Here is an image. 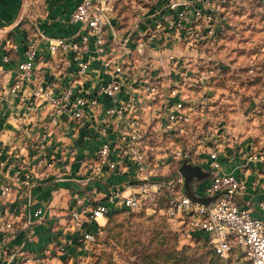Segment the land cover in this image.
<instances>
[{
    "label": "built area",
    "instance_id": "2783aa9c",
    "mask_svg": "<svg viewBox=\"0 0 264 264\" xmlns=\"http://www.w3.org/2000/svg\"><path fill=\"white\" fill-rule=\"evenodd\" d=\"M156 1L159 5L153 0H138L141 15L150 19L142 35L144 43L156 50L180 45L182 39L190 37L194 24L200 19L208 22L212 18L204 9L211 0ZM108 9L107 0H80L69 16V20L78 25L75 34L54 37L48 42L51 54L60 52L72 57L80 77L88 73L94 61H99L108 80L96 86V95L87 96L71 82L60 86L57 80L46 85L37 84L31 91L39 105L48 109L45 131H49V126L58 125L63 117H70L75 122V129L90 127L96 133L99 143L95 160L91 167L84 165L81 174L90 179L112 171L124 173L128 166L133 168L135 191L124 193L120 186H112L104 202L79 191L72 193L75 203L68 214L71 227L78 232V245L85 248L92 245L101 220L109 213L137 207L149 193L162 191L166 197V214L180 222L185 234H203L225 260L234 251L241 250L248 264H264V198L256 204L257 214L242 206L238 198L246 188V179L233 171H220L216 150L209 151L203 158L216 171L204 185L203 197H217L204 202L189 197L184 191V177L179 166L183 160L193 162L187 149L175 141H182L192 131L198 108L185 101L183 85L187 74L182 68L183 61L172 58V67L165 74L150 68L151 65L137 63L133 58H123L117 47L125 45L129 37L125 36L119 44L110 41ZM116 36L118 34L113 30V38ZM37 54L38 38L28 39L24 58L18 63L17 78L8 89L20 100L25 99L20 95L23 83L33 80ZM128 81L132 92L122 98L120 94ZM166 81L171 85L165 107L160 108L157 102L165 99L163 86ZM102 96L109 99L110 104H105L100 99ZM201 96L203 106L208 94ZM29 106L34 108L35 102ZM70 153L73 155V151ZM27 156V161L16 168L12 181L0 183V195L7 197L15 185L30 187L37 169L55 166L54 157L47 155L42 141L34 143ZM257 156L249 155L248 161L256 160ZM170 161H176L175 174L168 179L157 178ZM64 167L68 168V164ZM2 209L7 210L9 217L5 222L4 237H14V219L18 216L16 205H5ZM43 210L42 205L37 206L32 212L33 220H41ZM86 216L94 222L93 227L84 219ZM32 222L27 223L30 231ZM40 259L31 254L23 261L25 264H42Z\"/></svg>",
    "mask_w": 264,
    "mask_h": 264
},
{
    "label": "crops",
    "instance_id": "0c3cea01",
    "mask_svg": "<svg viewBox=\"0 0 264 264\" xmlns=\"http://www.w3.org/2000/svg\"><path fill=\"white\" fill-rule=\"evenodd\" d=\"M79 1L0 0V76L8 81L0 89V183L12 181L16 168L27 161V154L37 141H42L47 155H52L55 161L52 168L36 170L30 187L15 185L7 197L0 195V264H25L24 257L31 254L40 256L42 264H87L88 248L78 245V232L70 224L68 212L75 203L72 193L79 191L104 202L112 186H120L124 193L137 189L130 166L126 167L124 173L112 171L105 175H94L90 179L81 174L84 165L91 167L95 160L99 143L96 133L90 127L75 129V122L70 117H63L58 125L49 126V131H45L48 109L39 105L31 94L37 84L46 85L57 80L60 86L71 82L77 90L92 96L96 95V86L108 80L99 61H94L88 73L80 77L70 55L60 52L51 54L48 51L50 39L75 34L78 25L72 23L69 16ZM113 2L107 0V34L110 41L122 43L129 33V41L117 47L121 53L135 46L148 48L142 35L150 19L147 15H141L138 0L131 3L134 11L125 6L123 13L119 12L118 2ZM113 30L118 34L115 38ZM31 38H38V54L33 80L24 82L20 90V95L25 98L23 101L8 89L17 78L18 63L24 58L25 42ZM123 58H134L133 52L124 54ZM125 84L124 92L120 94L122 98L132 92L130 82ZM170 85V81L164 83L165 99L157 102L160 108L165 107ZM100 99L110 104L106 97ZM32 102H35L34 108L29 106ZM262 139L264 137L260 136L259 141ZM251 144L246 140L233 139L218 149L206 146L201 154H197L195 149L191 158L193 165L199 166V171L191 181L192 194L197 197L204 195V185L216 171L203 158L208 156L209 151L216 150L220 171H233L245 177L246 188L238 201L257 214L256 204L264 198V155L248 161ZM71 151L73 155H70ZM65 164H68V168L64 167ZM168 168L166 165L164 170ZM10 204L16 205V233L14 237L5 238V222L9 217L7 210L2 208ZM39 205L44 207L43 217L39 221L33 220L32 212ZM84 219L93 227V221H89L87 216ZM29 220L33 221L31 231L27 226Z\"/></svg>",
    "mask_w": 264,
    "mask_h": 264
},
{
    "label": "rangeland",
    "instance_id": "374dc122",
    "mask_svg": "<svg viewBox=\"0 0 264 264\" xmlns=\"http://www.w3.org/2000/svg\"><path fill=\"white\" fill-rule=\"evenodd\" d=\"M116 1L123 13L125 6L133 10L136 0H114L113 4ZM114 9L116 13V5ZM204 9L212 18L208 22L200 19L190 37L176 47L135 46L117 52L121 56L133 52L137 63L165 74L172 67V58L183 61L185 101L198 109L192 131L175 142L192 158L195 149L201 154L206 146L218 149L240 139L252 143L248 151L259 159L264 155V140L259 141L264 137V0H211ZM7 83L0 76V89ZM202 94H208L203 106ZM167 165L168 170L157 178L175 174L176 161ZM199 235L185 234L180 222L166 214L165 194L151 192L137 207L114 211L101 220L99 233L88 247L87 264H248L241 250L227 260L220 259L207 237Z\"/></svg>",
    "mask_w": 264,
    "mask_h": 264
},
{
    "label": "water",
    "instance_id": "95a60500",
    "mask_svg": "<svg viewBox=\"0 0 264 264\" xmlns=\"http://www.w3.org/2000/svg\"><path fill=\"white\" fill-rule=\"evenodd\" d=\"M179 171L184 177V191L189 197L200 200V201H204V202H209L211 200H214L217 197V195L210 196V197H203V196L197 197V196L190 194L189 188H188L189 179H192L195 175H197V172L199 171V166L193 165L187 162L186 160H183L181 165L179 166Z\"/></svg>",
    "mask_w": 264,
    "mask_h": 264
},
{
    "label": "trees",
    "instance_id": "16d2710c",
    "mask_svg": "<svg viewBox=\"0 0 264 264\" xmlns=\"http://www.w3.org/2000/svg\"><path fill=\"white\" fill-rule=\"evenodd\" d=\"M111 214H112V213H109L108 215H106V217H105L104 219H107L108 216L111 215ZM194 236H201V235H199V233H196V234H194ZM212 250H213L214 254H215L217 257H219L220 259H223L222 257H220V256L215 252V250L213 249V247H212Z\"/></svg>",
    "mask_w": 264,
    "mask_h": 264
}]
</instances>
